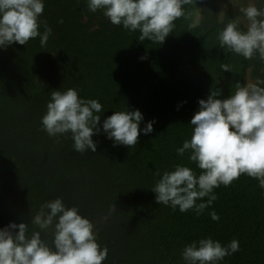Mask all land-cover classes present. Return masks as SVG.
Instances as JSON below:
<instances>
[{
	"label": "trees",
	"instance_id": "trees-1",
	"mask_svg": "<svg viewBox=\"0 0 264 264\" xmlns=\"http://www.w3.org/2000/svg\"><path fill=\"white\" fill-rule=\"evenodd\" d=\"M256 2L264 6V0ZM184 7L193 18L198 12L200 25L189 29L190 21L180 18L159 44L141 42L138 30L112 24L103 10L91 12L87 0H44L40 31L44 21L52 29L46 46L37 37L0 47V229L23 222L30 235L39 230L31 217L41 204L62 198L95 225L99 244L108 248L103 264H186L184 247L209 237L224 246L239 242V251L218 264H264V189L256 179L241 175L215 188L217 199L199 216L158 204L152 191L156 173L177 164L199 175L190 153L177 154L191 138L198 101L216 89L217 98L229 97L246 69L253 82L264 79L258 57L244 60L219 46L218 33L238 8L227 7L218 18L212 0ZM70 87L103 105L101 130L92 137L95 153L75 151L71 133L50 137L42 130L51 92ZM125 109L143 116L138 143L130 148L103 130L105 118ZM151 121L153 131L146 135ZM41 235L52 239L50 232Z\"/></svg>",
	"mask_w": 264,
	"mask_h": 264
},
{
	"label": "clouds",
	"instance_id": "clouds-1",
	"mask_svg": "<svg viewBox=\"0 0 264 264\" xmlns=\"http://www.w3.org/2000/svg\"><path fill=\"white\" fill-rule=\"evenodd\" d=\"M194 0H87L88 9L103 14L114 25L139 31L138 39L162 44L173 32L175 21L189 20V29L197 28L202 17L193 18L185 5ZM234 19H229L218 33L219 46L226 47L244 60L259 58L264 62V6L249 0L240 6ZM44 0H0V47L13 42L26 45L39 37L46 46L52 29L40 17ZM246 21V30L241 24ZM63 23V21H59ZM144 57H141L143 59ZM231 71L229 64H221ZM220 90L211 91L200 99L199 110L191 118V138L183 141L177 154H189V161L201 170L199 175L188 166L177 164L164 171L152 191L158 204L177 207L181 212L194 210L199 216L217 199L214 189L230 186L241 175L259 182L264 189V79L241 84L227 98H217ZM103 105L96 99H82L75 88L53 90L41 117L42 130L50 137L71 133L74 150L96 152L92 137L100 132ZM143 116L139 110L114 111L103 121V130L115 144L135 147L141 133ZM154 121L148 122L144 134L153 131ZM207 197L206 202L203 201ZM116 210L115 204L109 214ZM213 220L219 216L210 213ZM39 230L29 235V224L10 223L0 229V264H103L107 246L101 247L95 225L79 213L76 206L66 207L62 198L46 201L31 217ZM51 234L49 241L41 233ZM238 240L226 246L218 240L203 238L186 245L182 258L186 264H218L226 256L239 251Z\"/></svg>",
	"mask_w": 264,
	"mask_h": 264
},
{
	"label": "rangeland",
	"instance_id": "rangeland-1",
	"mask_svg": "<svg viewBox=\"0 0 264 264\" xmlns=\"http://www.w3.org/2000/svg\"><path fill=\"white\" fill-rule=\"evenodd\" d=\"M212 1L215 5V12H216V15L218 16V18H220L221 15H223V13H225V8L227 9V7H228L230 10H234V9L238 8V6H240V4L243 2L241 0H212ZM244 1L246 4L249 2V0H244ZM197 15H198V12L195 14L194 18ZM230 16H231V18H235L236 16L242 17V14L239 13L238 15H235L233 13ZM242 24L246 25V21H243ZM249 81H252V79L249 78L248 69H246L243 84L247 83Z\"/></svg>",
	"mask_w": 264,
	"mask_h": 264
}]
</instances>
